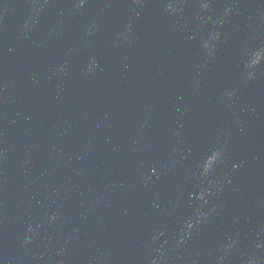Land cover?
Segmentation results:
<instances>
[{
	"label": "water",
	"instance_id": "obj_1",
	"mask_svg": "<svg viewBox=\"0 0 264 264\" xmlns=\"http://www.w3.org/2000/svg\"><path fill=\"white\" fill-rule=\"evenodd\" d=\"M0 264H264V0H0Z\"/></svg>",
	"mask_w": 264,
	"mask_h": 264
}]
</instances>
